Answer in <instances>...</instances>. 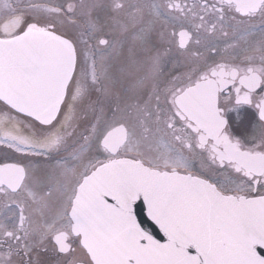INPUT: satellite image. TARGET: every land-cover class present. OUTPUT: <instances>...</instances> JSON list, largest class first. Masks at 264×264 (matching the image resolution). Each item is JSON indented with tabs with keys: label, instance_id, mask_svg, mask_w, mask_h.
<instances>
[{
	"label": "snow or ice",
	"instance_id": "obj_1",
	"mask_svg": "<svg viewBox=\"0 0 264 264\" xmlns=\"http://www.w3.org/2000/svg\"><path fill=\"white\" fill-rule=\"evenodd\" d=\"M0 264H264V0H0Z\"/></svg>",
	"mask_w": 264,
	"mask_h": 264
}]
</instances>
